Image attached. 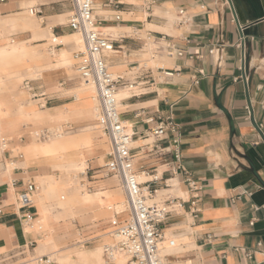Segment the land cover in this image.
Listing matches in <instances>:
<instances>
[{
	"label": "crops",
	"instance_id": "obj_1",
	"mask_svg": "<svg viewBox=\"0 0 264 264\" xmlns=\"http://www.w3.org/2000/svg\"><path fill=\"white\" fill-rule=\"evenodd\" d=\"M96 1L102 15L106 11L120 16L115 21L94 11L97 26L111 27L112 35L121 34L114 38V51L106 57L108 68L114 75L122 70L124 75L118 76L138 85L132 91H118L122 95L121 120L136 140L134 145L142 143L132 148L134 169L138 177L157 172L161 181L148 201H162L171 210L162 227V243L169 246L172 240L174 247L163 260L167 264H264V0H119L117 7L107 0ZM57 3L6 0L0 4V133L37 126L25 111L39 115L45 120L42 125H48L63 113L51 116V111L80 99L81 80L63 71L71 68V54L76 51L73 36L78 34L61 24L66 8L56 7ZM31 8L40 15L33 19L28 12ZM180 11L188 18L183 25L177 23ZM127 30L132 34L124 32ZM151 39L155 43L151 60L157 62L150 68L153 83L148 69L139 68ZM167 45L182 56H166ZM43 51L48 52L46 61L53 69L46 78L25 79L20 87L5 83L19 78L9 72V64L39 58ZM166 71L174 72L172 77H164ZM26 81L40 98L32 99L24 89ZM168 117L178 126L181 165L186 173L171 174V155L158 158L143 148L151 138L150 131ZM175 138L177 134L168 132L159 147H168ZM5 139L7 150L0 147V257L31 251L40 257L64 259L103 249L111 241L112 231L128 218L120 206L123 197L111 193L120 189L92 176L93 172L87 171L84 177L81 173L79 186L89 189L83 190L89 198L81 200L80 193L75 202L83 204L55 213L54 205L46 201L60 193L57 189L67 179L59 185L50 173L62 169L78 172L85 166L68 162L65 150L58 149L54 140L34 149L30 142L22 145L21 138ZM186 178L194 182L197 192L188 191ZM43 180L53 183L52 191L44 189L46 183L41 186ZM28 181L36 185L33 205L19 210L16 197ZM194 195L196 219L190 213ZM165 196L174 200L171 206L163 201ZM81 213H89L92 224L82 229L85 240H79L74 251L64 253L58 235L68 231L60 223L65 218L71 227L72 216ZM24 214L32 215V221L25 223ZM88 243L95 244L83 247Z\"/></svg>",
	"mask_w": 264,
	"mask_h": 264
},
{
	"label": "built area",
	"instance_id": "obj_2",
	"mask_svg": "<svg viewBox=\"0 0 264 264\" xmlns=\"http://www.w3.org/2000/svg\"><path fill=\"white\" fill-rule=\"evenodd\" d=\"M6 0H0L3 4ZM95 0H70L73 12L68 17L67 26L73 32L81 37L85 47L84 52L75 55L74 72L84 84H91L96 88L99 101L101 117L98 121L100 131L106 137L109 144L110 152L107 155V161L103 166L97 167L96 171H91L92 176H99L102 180H113L116 187L121 190L125 197L124 208L128 214L127 220L120 227L111 233V242L103 248V259L105 264H115L114 259L117 255H121L126 264H167L160 256V243L164 236L162 227L166 223V218L171 210L168 207L158 204H148L157 192L156 185L161 181L157 177V172L147 176V180L138 181V174L134 169L135 158L132 154L133 149L130 147L132 136H129L126 127L121 120L120 111L118 109L117 93L120 89H128L132 91L138 85L130 83L121 76L114 75L108 68L106 57L114 51L115 39L104 35L96 30V19L93 16V4ZM108 5L119 6V0H107ZM149 5L145 7L149 10ZM30 14L40 15L36 9H28ZM115 21H120V16H114ZM188 21L179 12L177 23L183 25ZM166 56H182V52L174 50L170 45L165 46ZM196 57L198 53L195 54ZM138 69V68H137ZM149 78L152 80L150 69ZM174 72L166 71L164 77H172ZM200 77L203 76L201 71L198 72ZM194 84H198V79L194 80ZM24 89L32 94V99H37L36 92L32 88L31 82L26 81L23 84ZM40 106V105H39ZM168 132L177 134L171 144L166 148H160L159 142L166 136ZM152 142L143 145L148 152H155L158 158H164L171 155L173 159V167L168 168L171 174L176 171H184L181 165L180 141L178 134V126L168 117L165 121H161L155 128L150 131ZM39 138L43 141L52 138V134L44 131L39 134ZM1 146L5 147L8 142L2 138ZM81 175L87 176V173ZM188 191L197 192L194 182L190 178L184 180ZM89 191L86 187L82 186ZM35 192V184L28 181L23 190L16 197L17 209L25 210L33 205V194ZM190 210L193 219L198 216V210L195 209V199L192 196ZM174 200L167 199L165 203L172 205ZM1 213V211H0ZM24 222H31L33 216L24 214ZM192 225V223H191ZM250 225H253L251 220ZM260 247V244H257ZM169 247H174V242L169 241ZM25 254V253H24ZM249 253L246 255L249 257ZM36 264H55L48 256L34 258Z\"/></svg>",
	"mask_w": 264,
	"mask_h": 264
},
{
	"label": "rangeland",
	"instance_id": "obj_3",
	"mask_svg": "<svg viewBox=\"0 0 264 264\" xmlns=\"http://www.w3.org/2000/svg\"><path fill=\"white\" fill-rule=\"evenodd\" d=\"M59 3H57L55 6L59 7V8H66L65 10V16H64V21L61 23L63 25H66L68 22V17L71 15V13L73 12V7H72V3L70 2V0H57ZM97 2V1H96ZM97 11L98 15L106 18V19H111L114 18L112 17L115 16V14L112 13H107L106 11L104 12V15H102V11L100 10V7H97L96 5H94V11ZM96 13H94L95 19L98 17ZM111 16V17H110ZM124 19H127L128 17H123ZM172 19H174V16L172 17ZM171 19V20H172ZM45 24V22H43L41 24V26L43 27ZM100 27V26H99ZM102 28V27H101ZM99 32H102L104 35L108 36V37H112V38H118L121 34L118 35H112L111 33H113L114 31L109 29V30H100ZM124 32H129L132 34V32L129 30L124 31ZM72 34V32H70ZM78 37H80L79 35H76ZM140 38L142 39H146V35L144 33H140L138 35ZM81 40V37H80ZM155 43H153L152 39L147 41V46L145 47V55H144V59H142L139 63V68L141 67H145L146 69H150V68H154L157 64V62H153L151 60V57L153 55V53H155L154 46ZM79 51H73V53L71 54V61H72V65L71 68L64 70L66 76H76V73L73 70V66L75 64V55L78 54ZM49 57V54L47 51H43L41 56L39 58H35V59H30L27 62H13L11 64L8 65V70L11 74L13 75H18V81L17 80H7L5 81L6 84L10 85V84H16V86L21 85L22 81L25 79H36L37 75L42 77V78H46L47 74L52 72V68H50L48 66V63L46 61V59ZM111 71V69H109ZM112 72V71H111ZM133 73L137 72V69H134V71H132ZM115 75H124V73H122V70L115 72ZM77 79V77H75ZM18 82V83H17ZM80 99L76 100V102L71 103L67 106H63L60 109H55L53 111H51V116H55L57 115L59 112H64V111H71V112H80L81 114L80 116H78L76 119L74 120H68V121H64L63 125H58L56 122L52 121L50 124L48 125H42V126H33V125H28V126H24V127H19L18 129H16V131H12L9 134H4V133H0V141L2 138H8V139H13L14 136L19 139H22L24 144H27L28 142H33L34 139H37L38 141H40L41 139L39 138V134H41L44 131H52L55 132V134L57 133V129L59 128V126L62 128L63 134L65 135L66 138L70 137V138H75L77 140L86 138L89 139L91 144L94 146L95 151L93 153V156L89 157L86 159L87 161V165L84 167L83 170H80L78 172H72L66 169H62L60 170V172H55L52 171L50 173V175H52L55 178V182L60 184H63V180L67 179L66 185L62 186L59 188V190L57 189V192L59 194H57L56 196H53L51 198H49V201H46L48 204L50 205H54L55 209V213L57 212H66V211H72L74 206H76V204L81 205L83 204L82 202H75L76 197H78L81 194H85L86 192L83 191L84 188L79 186V181L82 178V176H80L81 173L87 172L84 171L86 168L87 170H94L96 171L97 167L103 166L105 164V162L107 161V155L110 152L109 149V144L107 142L106 137L102 134V132L100 131V127H99V118H97L94 121H89L88 120V115L89 113V101L87 100V95L92 91H94L93 88L91 87H85L84 84L81 81V86H80ZM78 91V92H79ZM96 94V106H98V97H97V93L96 91H94ZM63 94V93H62ZM28 102L33 105V107L35 109H38V105H36L37 103H32L31 101L28 100ZM28 112V111H26ZM99 112H100V107H99ZM80 117H82L80 119ZM89 123H93V125L90 126V130H84L86 129L85 126H87ZM51 132V133H52ZM55 140H58L55 138ZM43 141V140H41ZM152 142V138H149V140L145 143H149ZM142 143L138 142V144L136 145H131V148H135L140 146ZM0 147L1 143H0ZM84 151H86L84 149ZM23 153V152H21ZM91 173V171H89ZM84 177V176H83ZM76 178V182H73L72 179ZM107 181L111 182L114 186H116V183L113 182V180H109L107 179ZM47 184V186H43L44 184ZM36 186V185H35ZM41 186L44 187V189L46 188V191L48 189V191H52L53 190V183L51 181L48 180H43L41 182ZM64 188V190H60ZM44 191H42V189L40 190V193L42 194ZM81 193V194H80ZM113 194L116 195H120L123 197L122 200V204H125V200H124V196L123 193L120 190H115L113 192H111ZM168 198V196H165L163 198V201H165ZM158 205L163 204L162 201H159L157 203ZM124 210H126L124 208ZM74 217V218H73ZM72 220L74 221L73 226L69 227L67 220L64 218V221H62L60 223V226H62L64 229V231H68V234L63 233V232H59L58 238L62 239V249H65L63 252H72L76 249L77 243L79 240H85L83 238V235L85 233H81L82 229L84 228H88L89 226H91L92 224V217L91 215H89V213H81V214H77L75 216H72ZM76 231H79L81 234V237L77 234ZM39 234V233H38ZM40 235V234H39ZM66 236V237H65ZM41 237V236H40ZM65 237V239H63ZM40 239V238H39ZM38 239V240H39ZM37 240V241H38ZM111 240V238H110ZM111 241H109L110 243ZM108 243V244H109ZM37 244V243H36ZM95 244V243H94ZM91 244H87L83 247L85 248H91L94 246ZM72 246V247H69ZM68 247V248H67ZM40 257L38 254L34 253L32 254L31 251H26V253L24 255H18L17 253L8 255V256H3L0 257V264H36L34 258H38ZM49 257V256H48ZM162 259L163 258H167V256L162 252ZM52 260L55 262V264H58L55 257L52 255ZM116 263V262H115ZM117 264V263H116ZM125 264V262H124Z\"/></svg>",
	"mask_w": 264,
	"mask_h": 264
},
{
	"label": "bare ground",
	"instance_id": "obj_4",
	"mask_svg": "<svg viewBox=\"0 0 264 264\" xmlns=\"http://www.w3.org/2000/svg\"><path fill=\"white\" fill-rule=\"evenodd\" d=\"M94 5H96L97 7H99V3L94 1L93 4V10H94ZM31 17L33 18V16L35 14H30ZM93 16H94V12H93ZM95 18V16H94ZM34 19V18H33ZM113 30L111 27L106 28V27H99L96 25V30L100 31V30ZM50 32V31H49ZM49 37L50 40H53V34L50 32L49 33ZM48 39V38H47ZM73 39L75 41V47H76V51L79 52H84L85 47L82 43V40H80V37L74 35ZM83 83V82H82ZM84 84V83H83ZM85 87H91L94 89V91H96V88L91 85V84H84ZM90 92L87 95V100L89 101V115H88V120L89 121H94L97 118L100 119L101 117V113L99 112V101H98V106H96V97L94 94L95 92ZM119 93V94H118ZM117 93V100H118V109H119V100L122 97V95H120V92ZM18 107V106H17ZM21 109V108H20ZM26 110V109H25ZM26 112V111H25ZM81 111L80 112H71V111H64L63 113L58 114L57 116H55L54 118L51 119V121L56 122L58 125H63L64 121H68V120H74L76 119L78 116H80ZM29 118H34L35 123L37 124V127L42 126L43 121H45L42 117H40L37 114H33L32 112L27 113ZM93 125V123H89L87 126H85L86 129L84 130H90V126ZM57 129V133L55 134V132L52 131H48V132H52V138L49 140H45V141H38L37 139H34L33 142H30V144H33V148H38L40 147V145L44 146L47 142H50L52 140H54V142H56V146L58 149L61 150H65V154L66 159L68 162H71L72 164L79 163L80 165H82L83 167L86 166V159L93 156V153L95 151L94 146L91 144L89 139L83 138L78 140V142L74 143L73 142V138H66L65 135L63 134L62 131V126ZM94 126V125H93ZM129 136H131V132L128 131L127 132ZM58 139V140H55ZM136 141V140H135ZM134 140H131V145H134L136 142ZM130 145V146H131ZM69 148L71 149L72 152L67 153L66 149ZM2 150H7L6 146L5 147H1ZM84 149L86 151H84ZM1 150V151H2ZM3 152V151H2ZM91 155V156H90ZM145 176L143 177H138V181L141 182L143 180H145ZM157 197V196H156ZM89 198L88 194H82V199L81 200H87ZM149 200V199H148ZM155 200V199H154ZM148 204H152V202L147 201ZM122 209H124V203L120 205ZM161 251H160V256H162V252L168 256V254L172 251V249L168 246L167 243H160L159 245ZM56 261L58 264H105V261L103 259V249H98L97 251H94L92 253H86V254H78V255H74V256H69L68 258H64V259H60L59 257H55ZM114 262H116L117 264H124L125 259L121 256V255H117L114 259ZM177 262V261H176ZM126 264V262H125Z\"/></svg>",
	"mask_w": 264,
	"mask_h": 264
}]
</instances>
